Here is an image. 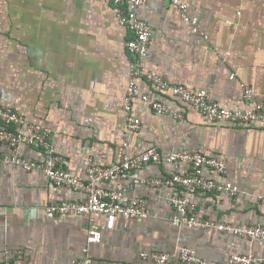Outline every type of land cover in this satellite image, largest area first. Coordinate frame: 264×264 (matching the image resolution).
<instances>
[{"label":"crops","instance_id":"crops-1","mask_svg":"<svg viewBox=\"0 0 264 264\" xmlns=\"http://www.w3.org/2000/svg\"><path fill=\"white\" fill-rule=\"evenodd\" d=\"M147 0L138 14L152 27L146 70L189 89H206L211 99L229 109H245L242 85L253 87L254 100L264 101V0ZM112 0H0V91L32 123L51 127L53 142L69 159V170L86 176L87 160L107 165L124 151L140 153L150 146L163 154L199 151L225 161L226 180L238 184L234 202L223 193H195L201 215L217 222L264 225V122L216 121L170 92H161L184 117L161 115L140 98L133 115L142 128H125L123 104L132 56V32L117 18ZM184 15L198 19L197 28ZM142 92L160 94L145 78ZM130 141V148L123 140ZM10 148L0 143V153ZM30 159L37 148L23 146ZM184 171L188 164H180ZM173 163H147L141 177L169 179ZM130 180H124L130 186ZM129 196L144 197L151 216H118L114 229L95 216L103 236L89 246L97 264H154L144 250L194 249L198 256L225 262L234 254L253 253L263 260L264 242L232 238L216 228L176 227L169 199L172 185H138ZM66 194L52 187L44 171L9 168L0 161V259L7 251L23 254L27 264H72L85 256L90 216L50 220L49 204ZM179 264V263H171Z\"/></svg>","mask_w":264,"mask_h":264},{"label":"built area","instance_id":"built-area-1","mask_svg":"<svg viewBox=\"0 0 264 264\" xmlns=\"http://www.w3.org/2000/svg\"><path fill=\"white\" fill-rule=\"evenodd\" d=\"M117 6V18L127 27L133 37L127 41V49L132 56L130 63L129 83L126 89L123 116L125 128L131 133H138L142 128L141 119L133 115V100L140 97L150 109L161 115H172L180 119L184 117L181 110L169 106L162 98L161 92H170L185 103L199 109L207 117L216 121L231 123L264 122V101L254 100L253 87L242 85L243 98L253 101L245 109H229L210 98L206 89H189L183 84L172 83L160 74L146 70V58L151 43L152 27L138 14V9L147 0H112ZM174 3L185 8L179 0ZM184 20L197 28L198 19L184 15ZM145 78L160 94L151 96L142 92L137 84L138 78ZM54 131L51 127L32 123L6 99L5 93L0 91V143L7 145L10 152L0 153V161L9 168H21L26 171L41 170L48 177L52 187L62 190L66 197L62 201L49 204L45 212L50 220L70 215L88 214L90 216L87 246L85 256L74 259L72 264H97L89 253V246L100 243L103 232L96 222L95 216L102 214L106 217L105 227L114 229L118 216L130 218H148L151 211L144 197L129 196L128 190L138 185L162 186L172 185L170 203L175 213L170 216V222L176 227L216 228L226 232L232 238L253 239L264 242V225L261 223L235 225L217 222L201 215L197 205L192 201L195 193H223L237 202L241 188L238 184L224 178L227 172L225 161L216 156H208L199 151L186 149L163 154L155 146L131 154L124 151L110 164L103 165L89 157L87 160L86 176L73 174L68 166L69 159L53 142ZM23 146L37 148L40 157L30 159L21 153ZM123 146L130 148V141L123 140ZM173 163L176 171L167 179L163 177H141L138 170L145 164ZM187 163L184 171L180 170L181 163ZM129 179L130 186L124 183ZM264 203V195L259 196ZM3 207L0 205V212ZM143 260H151L154 264H256L263 259L253 253L234 254L227 261L220 262L198 256L197 252L188 246H178L169 250H144L141 252ZM0 264H27L23 254L16 255L5 251Z\"/></svg>","mask_w":264,"mask_h":264}]
</instances>
